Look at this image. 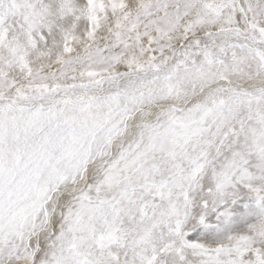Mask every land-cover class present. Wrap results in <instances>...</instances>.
<instances>
[{"label": "snow or ice", "instance_id": "snow-or-ice-1", "mask_svg": "<svg viewBox=\"0 0 264 264\" xmlns=\"http://www.w3.org/2000/svg\"><path fill=\"white\" fill-rule=\"evenodd\" d=\"M0 264H264V0H0Z\"/></svg>", "mask_w": 264, "mask_h": 264}]
</instances>
